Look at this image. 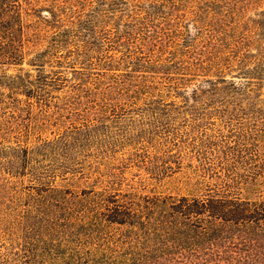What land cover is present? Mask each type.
<instances>
[{"label":"rangeland","instance_id":"rangeland-1","mask_svg":"<svg viewBox=\"0 0 264 264\" xmlns=\"http://www.w3.org/2000/svg\"><path fill=\"white\" fill-rule=\"evenodd\" d=\"M173 4L152 18L162 26L161 41L158 48L147 46L144 51L146 67L126 75L122 66H115L95 85L104 53L90 52L73 61L88 69H82V77L55 69L67 76L66 86L53 90L44 105H24L26 89L13 93L16 100L9 97L6 77L35 73L27 61L0 65V264H42L48 249L59 253L72 248L77 234L71 219L79 207L71 204L70 193L59 202L36 204L42 185L76 196L103 188L123 193L132 187L143 196H199L204 192L194 182L193 171L201 156L227 155L243 160V165L264 161V135L255 133L246 111L186 108L194 101L182 103L194 86L218 74L236 82L239 77H261L251 82L257 95H264V0ZM228 64L237 67L227 70ZM239 67L253 74L242 75ZM74 79H80L82 90L71 91ZM96 121L92 128H81ZM76 129L89 138L68 151L65 168L59 162L63 156L46 161L36 156L25 165L13 149L27 144L38 150V144L58 136L72 140L78 138ZM30 168L41 183L29 174ZM93 219L88 224L92 228L84 231L95 238L89 248L100 252L106 250L107 239L119 236L115 226Z\"/></svg>","mask_w":264,"mask_h":264},{"label":"trees","instance_id":"trees-1","mask_svg":"<svg viewBox=\"0 0 264 264\" xmlns=\"http://www.w3.org/2000/svg\"><path fill=\"white\" fill-rule=\"evenodd\" d=\"M171 5L173 0H0V65L21 66L27 61L35 71L6 77L9 97L16 100L13 93L26 89L24 105H44L53 90L66 86L67 76L55 69L82 77V69H88H80L73 61L90 52L104 53V59L99 58L103 71L94 79L95 85L115 66H122L126 75L146 67L144 51L147 46L158 48L161 41L162 26L152 18ZM234 67L228 64L225 69ZM219 71L223 73V68ZM238 71L253 74L248 68ZM252 78L263 80L244 76L236 82L220 74L206 78L182 103L194 101L186 108L205 105L212 110L246 111L247 119L255 122V133L262 136L264 95H257ZM79 81H74L71 91L82 90ZM95 123L81 128H92ZM78 130H73L78 138L58 136L38 144V150L27 144L13 149L21 153L18 160L25 165L36 156L45 161L63 156L59 162L65 168L68 151L89 138ZM243 163L227 155L201 156L193 171L194 182L204 192L199 196H143L134 187L123 193L103 188L76 196L42 185L36 204L59 202L70 193L71 204L79 207L71 219V229L77 234L72 248L59 253L48 249L42 264H264V161ZM31 169L29 174L40 182L41 176ZM89 206L93 207L90 211ZM89 212L95 213L89 217ZM91 218L102 219L117 230L119 238L107 239L106 250L89 248L90 240H95L85 232L92 228L88 225ZM121 245L125 248L120 249Z\"/></svg>","mask_w":264,"mask_h":264}]
</instances>
